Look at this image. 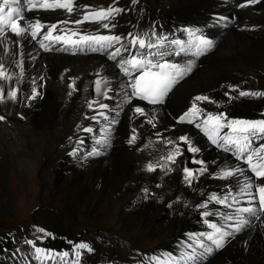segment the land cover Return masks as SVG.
Wrapping results in <instances>:
<instances>
[{"label": "bare ground", "instance_id": "bare-ground-1", "mask_svg": "<svg viewBox=\"0 0 264 264\" xmlns=\"http://www.w3.org/2000/svg\"><path fill=\"white\" fill-rule=\"evenodd\" d=\"M110 1L74 0V10L81 12L83 16L85 12L109 6L118 7L116 4H108ZM104 2L105 4H102ZM241 3H244V0H241ZM119 4L124 5L127 11L124 10L115 17L113 23L116 26L110 30L115 35L122 37H127L129 33L144 35L152 30L154 25L162 30L174 28L171 20L184 18L182 21H194V24L210 33L215 38H213L215 47L212 48L210 55L194 63L191 73L186 78L177 82L178 85L171 91L162 108H147L139 103L125 102L127 97L124 79L114 71L111 62L104 60L105 56L101 51L97 56H93L94 53H90L91 51L83 53V49L90 47L80 46L77 51L85 56H71L76 54L75 48L71 45L67 46V51H63L58 49L66 46H61L60 43L28 39L23 40L22 44H13L8 40L6 45H0V48L6 46L11 49L8 53H0V60L6 66H10L14 73L19 74L18 87L22 94L31 93L34 87L42 85L39 88L41 94L35 99L24 101L23 96L18 95L17 102L0 103V115L5 117L0 121V221L12 215L15 205L20 204L17 194L23 192L19 184L24 183L29 187L27 191L36 195V182L40 186V193L51 192L68 213L94 227L122 232L131 230L143 238L147 236L157 238L163 245L161 247L168 245L176 247L175 244L180 245V239L186 243L189 235L204 233L208 229L207 224L203 222L205 219L217 224L223 221V218L218 216L202 217L201 213L205 209L197 206L208 195L223 194L229 187L235 190L238 187V180L242 182V177L226 179L216 177L221 169H235L240 166L235 165L229 157L210 148L209 140L202 139L199 131L176 125L178 113L194 97L200 95L212 99L206 107L208 111L227 109L241 115L242 120H250L259 114L264 115V96H239V91L264 92V30L257 33L242 31L238 22L240 19H248L251 23L264 24V0L241 7L240 13L236 10L237 4L234 0H161L156 9H152L147 0H139L137 7L121 2ZM219 12L224 15L235 12L237 27L240 29L233 32L231 28H217L215 15ZM80 19L82 18L71 21ZM71 21L66 24L67 27L84 25V23L75 25ZM87 25L88 35L110 34L101 27V23L87 22ZM232 26L237 30L236 26ZM228 37L240 41H230ZM185 39L186 43L190 42L187 34ZM41 42L47 44L50 50L42 48ZM124 43L127 44V40ZM115 47L120 45L117 44ZM123 54L122 51L121 55L124 57ZM13 58L19 61V65L12 64ZM222 61L227 64L221 67V70L214 67L215 63ZM244 64L245 66L241 67ZM97 74L102 81L108 82L102 83L101 87V92L106 91L108 98L97 95L94 90ZM73 81L75 91L69 87ZM11 84H16L15 79ZM257 86L263 88L255 89ZM233 87L236 91L231 90ZM70 91L71 96L68 95ZM93 99L108 105V109L104 110L108 115H112L114 109L119 110L120 121L114 132L115 148L106 155H110V158L88 164V160H77L83 158L80 156L84 155L83 153H70L74 147L78 149L76 141L81 129L95 126L94 121L85 119V115L88 117L95 115V112L87 107L88 102ZM135 106L146 109V113L155 117V127L147 123L141 126L146 118L134 113ZM208 126L214 129L212 124ZM133 128L136 129L137 140L135 144L129 145L127 141L132 135ZM157 133L173 140L187 136L199 151L188 152L187 145L182 144L180 146L182 154L177 157L175 164L169 166L171 170L157 168L154 172H147L145 170L147 163L154 162L167 151L161 142V136ZM69 137L72 139L69 140ZM97 137L98 128L94 130L92 136L81 139L87 144ZM37 151H45L46 163L52 162L56 165L51 172L53 190L46 188L43 179L40 180L45 170L41 171L42 168H39L40 164L38 165L39 161L35 155ZM260 154L264 155V152ZM76 160L80 164H75ZM194 160L203 163H194ZM77 166L79 169L75 170ZM184 167L196 173L190 185L183 179ZM201 168L206 169L203 174L198 171ZM10 170L14 172L10 173L8 179L6 173ZM245 175L249 174L245 172ZM29 178L30 180L26 182L25 180ZM13 186L17 187L14 189ZM145 189L148 190L147 193ZM246 198L243 197L242 200ZM217 209L225 213V210L215 202L209 204V211L215 212ZM70 217L77 221L76 218ZM54 230L62 234L59 229ZM171 250L174 251L173 248ZM94 251L91 258L97 261L108 260L114 264L111 247L104 246L103 253L96 247ZM218 252L220 253L215 254L205 264L222 261L229 263L240 257L244 260L249 254L251 262L255 263L253 254L264 255V217L252 219L249 227L233 235L227 246ZM257 262L264 264V259Z\"/></svg>", "mask_w": 264, "mask_h": 264}, {"label": "snow or ice", "instance_id": "snow-or-ice-1", "mask_svg": "<svg viewBox=\"0 0 264 264\" xmlns=\"http://www.w3.org/2000/svg\"><path fill=\"white\" fill-rule=\"evenodd\" d=\"M136 2L137 0H132L133 4ZM258 2L259 0H244V3L238 6L246 7ZM37 7L51 10L60 9L66 11L68 14H72L74 11V0H52V2L44 0V2L39 5L34 3L33 0H0V45H6L8 40H11L13 44H22L23 40L29 38L31 40H36L37 37L43 33L45 25H43L38 18L33 21L25 16V12L37 9ZM122 11H124V9L109 6L105 9L85 12L82 19L71 21V23L75 25L85 22L101 23L103 29L110 31L116 26L113 23L115 17ZM21 21L24 23L21 24ZM60 23L68 24L69 21L64 20ZM57 29V24L48 26L47 32L43 33V40L62 43L66 46L58 50L67 51V46L69 45L74 48L86 45L91 47L93 52L113 49L108 53L109 59L113 60H115L117 56H120L122 51L128 53L127 57L122 56L119 61V66L124 75L130 78L129 83L126 85V88L129 89V91L126 92V103H130L133 98H138L152 105L163 104L165 97L171 91L172 87L185 75L190 73L194 65V60H189L182 65L167 59V57H178L182 54H188L191 52V49L194 48L195 51L191 52V54L198 58L214 47V41L211 38L203 34L197 35L193 32H189V35L195 36V43H186L182 40H169L165 35L157 34L155 29L144 35L129 33L127 37L115 34L88 35L71 30L68 32L60 30L59 34H54L57 32ZM9 30L11 36L8 34ZM12 37L16 39L13 40ZM125 40H127V44L124 43ZM117 44H119L120 47H115ZM40 46L45 50H50L49 46L43 42H41ZM10 51L11 49L6 46L0 48V53H8ZM13 55L15 56V54ZM12 64L19 65V61L13 58ZM97 76L98 78L94 81V90L97 95H104L105 98H108L106 91L103 93L101 92L102 83L107 84L108 82L106 80L102 81V79L99 78V74H97ZM14 79L16 84L12 85L11 82ZM40 79L42 80L43 78L41 77ZM19 82V74L14 73L10 66H6L3 61L0 60V103L9 101L17 102L18 95H22L23 100L26 101L35 99L41 94L39 88L42 87V85L34 87L31 93L22 94L18 87ZM33 83H35V80ZM74 84L75 82L73 81L72 84L69 85L73 91H75ZM231 90L236 91V88L233 87ZM68 95L71 96L72 92L70 91ZM225 95H228V93H225ZM239 96L261 97L264 96V92L239 91ZM204 101L212 102L207 96L198 95L194 97L191 107L179 117L177 122L195 123L197 128H201L203 124L205 126L203 128L205 134H208V128L206 126L209 124H212L214 129L222 128L223 125L220 121L225 119L224 115L222 113L213 115L200 108L198 102ZM87 107L90 111L95 112V115L91 117L85 115V119H91L96 123L99 122L98 118L109 121L108 114L104 111L108 109V105L101 103L98 99H93L88 102ZM133 111L135 114L146 118L141 126H143V123H147L155 127V117L146 113L144 108L135 106ZM116 115H119V111L116 112ZM4 119L5 117L0 115V121ZM117 122L118 121L113 117L109 121V124L111 125ZM227 123L232 132L242 134V139L240 137L235 139L228 137L225 143L231 145V148H235L237 159L247 164L248 168L242 169L236 167L235 169H221L220 172L216 174L217 178L226 179L229 177H242V182L238 180V187L235 190L229 187L223 194L213 193L208 195L197 207L205 209L201 213L202 217L218 216L222 217L224 220L233 222L228 225V227L232 229V232L227 231L224 225L218 226L217 223L209 222L205 219L203 222L213 231L199 234L203 239H199L194 235H189L188 239L191 242L187 243V247L191 249V251L181 253L179 257H172L171 254L167 257L168 259H176L178 264L179 261H183L184 264H202L203 256L212 253L214 249L218 250L222 248L225 244L226 237L231 236L234 232H240L243 228L251 224L252 219L264 217V183H258V181H264V163H253L254 157H258L260 161H264V156H260V153L264 152V143L258 144L255 148L252 147L257 139L264 140V119L255 121L234 119L227 121ZM81 131L91 133L93 132V128L85 127L82 128ZM157 135L161 136L160 133H157ZM208 138L213 144L217 143V140L214 139L212 135L209 134ZM71 139L72 137H69V140ZM136 140V129L133 128L132 135L127 142L129 145H133L136 143ZM161 142L164 144L167 151L154 162L149 161L147 163L145 169L147 172H154L157 168L165 171L171 170L169 166L175 164L177 157L182 154L180 147L182 144L187 145L188 152L196 153L199 151L197 147L191 144L187 136H180L174 140L161 136ZM76 143L82 144L83 140L78 139ZM96 143L103 148L107 146L108 140L105 137L103 140L96 141ZM145 147H147V145ZM101 148H98L94 153H90V155H99ZM231 148L225 147L224 150L230 151ZM77 151L78 149L74 147L70 154H75ZM193 162L203 163L202 161L195 160ZM182 171L184 173V181L190 185L196 173L187 167H184ZM198 171L200 174H203L206 169L201 168ZM246 171H250L251 175H245ZM144 191L147 193L148 190L145 189ZM238 197H247L246 203L249 206L234 208V215L221 213L219 209L215 212L208 210L209 204L212 202L223 207L233 208L234 205L240 203ZM249 217L251 219H249ZM40 231L43 232L44 230L41 229ZM45 235H47V233H45ZM204 240L211 242L212 246H206ZM26 243L30 244L32 247L31 255L25 254L24 256H20L19 250H17L13 256L14 258L19 257V259L27 261L28 264H33L34 261H38L39 264H44L46 260L50 261L51 264H81L82 255L94 251L87 242L74 244L70 252L63 251L59 253L50 249H42L31 241H27ZM197 248L204 249V252L198 254L196 251ZM69 257H71V259H68ZM164 259L165 257L163 256H153L146 258V264H162Z\"/></svg>", "mask_w": 264, "mask_h": 264}, {"label": "rangeland", "instance_id": "rangeland-1", "mask_svg": "<svg viewBox=\"0 0 264 264\" xmlns=\"http://www.w3.org/2000/svg\"><path fill=\"white\" fill-rule=\"evenodd\" d=\"M147 1H149V0H147ZM151 1L154 4V6H153L150 3V7L152 9H156V7L159 4H161V0H151ZM120 2L126 3L128 5H134V7H137L139 0H137V2L135 4H133V3L130 4V2L128 0L119 1V3ZM170 17H173V16H170ZM258 21H260V20H258ZM170 29H173V28L169 27V28L164 29V31L167 32ZM238 29L239 28L237 27V30H235L232 26L231 31L237 32ZM89 34H92V33L89 32ZM228 38L230 41H232V40L233 41H240L239 39L234 38V37H228ZM232 38H234V39H232ZM218 46H219V43H217V48H218ZM237 56L238 55H232V57H237ZM226 64L227 63L223 62V61L219 62V63L217 62V64L215 63L214 67H217L218 69H220L221 67L225 66ZM246 64L251 65L248 63H246ZM243 66H245V64L241 65V67H243ZM232 67H234V66H232ZM229 68H231V67H229ZM260 88H263V87L262 86L255 87V89H260ZM117 111H119V110L114 109L111 112L112 115H108L109 120H111L114 117L115 120L118 121L114 132H116V130L119 126V121H120V116L116 115ZM107 130L110 131L109 128H107ZM19 133L21 134V131H19ZM111 133H112V131H111ZM26 142L28 143V140H26ZM23 149H24V146L22 147V151H23ZM44 152L45 151H43V152L37 151L35 153V155L37 156L38 161H39L38 165L40 164L39 168H42L41 171L45 170V173H46V174L45 173L41 174L40 180L43 179L42 181H43L44 185L46 186V188L48 187L49 189L53 190V180H51V172L53 169L56 168V165H53L52 162L46 163ZM110 152L111 151H106V155L110 154ZM80 156L83 157V155H80ZM80 156H78V158H81ZM108 157L110 158V155L103 157V158L93 160V161H89L88 164L95 163L99 160L103 161L104 158H108ZM77 160L81 161V159H77ZM77 160L75 161V164H80V162H77ZM72 168H74V167H72ZM74 169L75 170L79 169V167L77 166ZM12 172H14V170H10L9 172L6 173V176L8 179H10L9 175ZM35 178L37 179L36 176H35ZM29 180H30V178L25 180V181L28 182ZM11 183L14 184L13 182H11ZM16 184H18V183H16ZM19 186L22 187V192H23V193L17 194V200L19 199L20 204L18 203L15 205L14 212L12 215H9V216L3 218V220L0 221V234H2L5 230H9V229L14 230V229L19 228L21 225H23L22 227H20L18 229V231L15 234V238L19 239L18 242H16L15 246L19 245L20 242L23 241V239H22L23 235H26V236L31 235V229L27 226H29V223H32L33 225L36 224V225H41L43 227L48 226L50 228H52L55 225L56 228H52V229H56V230L59 229V231L62 232V234H65V233L66 234H70V233L75 234V233L83 232V233H85V234H83L84 236L93 239V241H95V242L96 241L98 242L97 246H95V247L98 249L99 252H101V253L104 252V246L111 247L113 250L114 256L117 257L116 259H118L117 261L129 259V257H131L132 255H134L137 252V250H135V249L149 250V249H152L154 247H161L159 245L160 242L157 240V238L154 239V238H151L149 236H147V238H143L137 232H133L131 230H128L129 232L128 231L122 232V231H116V229H110V230L109 229H101L100 227H94V226H92V224H88L86 221H84L80 218H76L75 216L68 213V211L63 207V205L60 203V201L51 192L48 194L47 193H40V186L36 182H35V189L37 192L36 195L28 192L27 190L29 189V187L25 186L24 183H22V185L19 184ZM16 187L17 186H13L14 189ZM46 196H47V198H46ZM40 199H42V200H40ZM21 204H23L22 207L20 206ZM129 212H130V210H129ZM70 216H72L73 218H76L77 221H73V219ZM24 224H26V226H24ZM165 248H168V246H166ZM159 253L160 252L158 251L156 254L159 255ZM249 256H250V254L247 255L244 258V260L242 259V257H240V258L233 260L232 262H229V263L230 264L231 263L232 264H242L244 262V264H258L257 261L260 262L261 260L264 259L263 258L264 255L262 256V255H258V254H253V257L255 258L256 262L252 263L251 258ZM246 260H248V261H246ZM233 262H235V263H233ZM229 263L222 261L220 263L216 262L214 264H229Z\"/></svg>", "mask_w": 264, "mask_h": 264}]
</instances>
